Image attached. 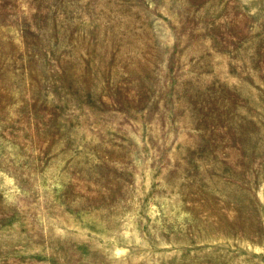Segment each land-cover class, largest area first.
Listing matches in <instances>:
<instances>
[{"label":"rangeland","instance_id":"374dc122","mask_svg":"<svg viewBox=\"0 0 264 264\" xmlns=\"http://www.w3.org/2000/svg\"><path fill=\"white\" fill-rule=\"evenodd\" d=\"M0 264H264V0H0Z\"/></svg>","mask_w":264,"mask_h":264}]
</instances>
